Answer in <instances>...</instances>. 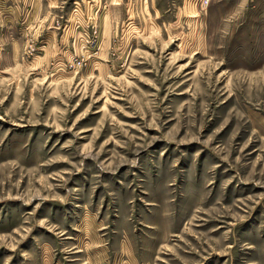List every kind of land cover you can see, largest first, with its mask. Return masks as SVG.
I'll return each instance as SVG.
<instances>
[{"label": "rangeland", "instance_id": "rangeland-1", "mask_svg": "<svg viewBox=\"0 0 264 264\" xmlns=\"http://www.w3.org/2000/svg\"><path fill=\"white\" fill-rule=\"evenodd\" d=\"M0 264H264V0H0Z\"/></svg>", "mask_w": 264, "mask_h": 264}]
</instances>
